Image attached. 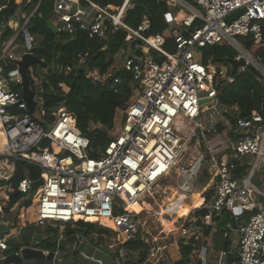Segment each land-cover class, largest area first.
Instances as JSON below:
<instances>
[{
	"label": "built area",
	"instance_id": "built-area-1",
	"mask_svg": "<svg viewBox=\"0 0 264 264\" xmlns=\"http://www.w3.org/2000/svg\"><path fill=\"white\" fill-rule=\"evenodd\" d=\"M192 1L195 6L184 0H170L181 10L183 7L190 11V16L181 23L188 35L172 27L175 16L170 19L177 45V53L170 54L164 50L162 37L146 35L151 27L147 18L138 30L126 24L131 0H124L119 9L103 7L91 0H56L50 22L57 30L71 34L82 31L91 38L101 39H106L108 33H127L129 48L115 54L114 63L134 76L137 97L121 109L118 121L115 117L113 127L108 130L111 141L97 157L89 154V139L78 128L76 116L64 105L50 113V120L43 107L38 108L41 120L37 121L29 112L22 91L13 89L4 78L1 62L14 64L25 54L14 49L19 34L25 35L27 53H32L33 38L28 36L27 26L36 10L29 15H17L9 22L10 26L17 21V28H12L15 35L5 43L0 54V124L6 137L0 156L25 161L42 170L43 184L35 192L37 227L47 226L48 222L69 224L78 220L97 223L117 233L121 245L144 242L151 257L161 262L164 249L158 245L159 238L139 221L140 214L130 210V205L172 175L183 194H193L205 164L214 161L215 190L208 215L227 212L239 222L238 264H264V191L254 183L257 171L264 169V119L257 112L249 119H236L233 127L238 138L231 153L227 158L216 159L224 150L214 146L206 134L216 131L212 125L216 105L226 112L232 109L220 107L218 86L225 80L233 82L229 73L233 67L231 64L224 65L227 68L207 67L196 53V49L227 44L237 52L234 61L246 63L238 72L252 66L264 78L261 59L238 41L242 37L256 45L264 43V0ZM240 10L243 12L229 22L228 18ZM196 21L201 25L193 28ZM132 42L137 43L132 47ZM154 51L165 57V61L159 62ZM86 56L78 55L79 67L84 66ZM14 65L16 70L11 75L20 86L22 80ZM72 69L68 67L67 71ZM87 77L105 84L112 74L88 70ZM44 81L45 76L39 77L41 85ZM115 82L119 83V79ZM38 99L43 105L42 99ZM204 99L213 101L201 105ZM204 106L206 110L202 109ZM206 114L207 117H202ZM44 124H51L50 129L46 130ZM189 126L191 131L185 138L182 132ZM199 131L208 145L210 158L198 152L184 164L181 159L184 148ZM45 141L48 145L42 146ZM179 159L181 162L177 163ZM245 164L250 166L249 171L237 177L239 167ZM0 172L7 173L1 169ZM32 182L22 180L19 191L28 196ZM181 230L187 235L186 228ZM17 236L0 234V254L15 244ZM43 252L46 256L51 254L49 250ZM202 264H206L205 258Z\"/></svg>",
	"mask_w": 264,
	"mask_h": 264
},
{
	"label": "trees",
	"instance_id": "trees-1",
	"mask_svg": "<svg viewBox=\"0 0 264 264\" xmlns=\"http://www.w3.org/2000/svg\"><path fill=\"white\" fill-rule=\"evenodd\" d=\"M91 1L103 7L112 6L116 9H119L124 3V0ZM184 1L195 6L192 0ZM55 2L56 0H21V2H18V0H0V54L5 43L15 35V31L9 26V22L14 20L19 14L25 13L29 15L36 10L28 23L27 30L34 39L31 52L48 64V69L45 72L46 81L41 85V89L37 91L38 97L42 99L43 109L48 113L47 119H51L50 113L53 110L60 105H64L76 116L78 128L89 139V154L91 157H97L99 155L98 152L105 150L111 141L108 130L113 127L117 111L127 107L133 98L136 88L134 76L123 71L122 66H117L114 63L115 54L122 49L129 48V44L126 41L127 33L125 31L113 34L108 33L106 39H101L97 36L91 38L82 31L71 34L64 30H57L50 22ZM180 10L179 7L173 6L170 0H131V7L126 12L125 22L132 29L138 30L142 21L147 18L151 27L146 35L162 37L164 39V50L170 54H176L177 45L169 22L174 16V22L179 25L183 22ZM199 25H201L200 21H196L193 28ZM183 33L188 35L186 30ZM17 41L25 44V35L23 33L19 34ZM238 41L254 57L260 58L264 66V43L256 45L251 39L242 37L238 38ZM200 50L202 63L207 67L214 65L229 66V61L234 60L237 55V52L227 44L208 46L200 48ZM79 54L87 55L85 64L81 67H79ZM153 54L159 62L165 61V57L158 56L155 51ZM1 66L5 73L16 70V66L11 62H1ZM68 67L73 69L68 72ZM88 70H98L103 75L110 73L112 77L105 84L98 83L87 77ZM229 73L233 82L230 83L227 80L220 82L218 86V103L220 107L237 109L236 113L228 114L230 121L232 116L235 119H249L252 117L253 112L259 113L264 119V78L261 74L252 66H247L244 71L235 74H232V70ZM115 79H119V83H116ZM32 83L34 88L33 80ZM12 88L21 91L19 85L15 84ZM223 131L224 128L221 125L216 128L218 133ZM229 134L232 138L235 136L233 131H230ZM46 145H48L47 141L42 144V146ZM12 161L14 176L8 182L12 191L9 193V202L4 209L6 212H9L11 208L27 197L19 191L21 181L24 179H29L33 182L39 181L41 180L42 172L40 168L25 161ZM249 169L250 166L248 164L240 166L236 176L243 177ZM208 197H210V193ZM31 205L30 199L24 201L25 207H30ZM180 208H194L193 200L191 206L177 201L175 206L167 211L175 214ZM164 212L167 214L165 210ZM197 213L205 215L207 211L203 209ZM220 216L223 219V224L232 221L230 215L226 212H223ZM60 227H63V230ZM108 232L109 230L99 226L97 223L78 220L65 226L50 227L48 229L49 237L42 240L34 248L50 250L51 253H55L58 248L57 239L63 233L68 237L77 234L88 236L94 234L102 237ZM24 246L22 244H11L10 249L6 253L19 252ZM122 248L128 254H136L138 257L136 262L127 261L124 264H144L147 261L148 246L144 242H127L122 245ZM192 251L193 246L184 245L182 242L181 254L184 259L176 264H187L185 258ZM232 262L228 263L233 264ZM0 264H3V262L0 261Z\"/></svg>",
	"mask_w": 264,
	"mask_h": 264
},
{
	"label": "rangeland",
	"instance_id": "rangeland-1",
	"mask_svg": "<svg viewBox=\"0 0 264 264\" xmlns=\"http://www.w3.org/2000/svg\"><path fill=\"white\" fill-rule=\"evenodd\" d=\"M173 6H176L173 4ZM181 7V6H180ZM175 8V7H174ZM182 10L181 12V17L182 18H187L190 16V11L181 7ZM178 14V13H177ZM20 15V14H19ZM17 22V21H16ZM16 22H11L10 26L11 28H17ZM171 25L173 28L178 29L180 32L183 31V27L181 24H177L176 22L171 21ZM32 43L34 42V39H32ZM37 42V41H36ZM14 49L19 53H27L28 49L25 46L24 43L17 41L15 44ZM197 53V58L202 59V53L200 49H196ZM115 65H118L116 63ZM223 67L227 68L226 66L223 65ZM48 69V68H47ZM46 68H42L39 66H34L31 67L29 70L30 78L33 80L34 79V88H33V83H32V88L37 92L38 90L41 89V84L39 83V77L45 76ZM12 72L8 73H3L4 78L8 79L11 87H13L16 84V78L12 77L11 75ZM67 90V89H65ZM22 91V89H21ZM38 93V92H37ZM137 92L133 95V97H137ZM36 100L39 102L38 108H42L41 101H39L38 97ZM236 113L235 109H231L228 112H225L223 108H219L216 105V117L212 123L215 127H218L219 125L223 126L224 131L222 133H215L214 131L206 134L207 139L211 141V143L215 146L216 144H229V133L233 128L232 123L230 122V119L228 118L227 114H234ZM208 114L203 115L202 117H207ZM117 121L121 118V111H117L116 113ZM119 118V119H118ZM52 122V120H51ZM46 130H49L51 127L50 125H46ZM191 127L189 126L188 128H184L182 135L183 137L187 138L191 131ZM181 133V132H180ZM198 152H202L204 154H207L208 158H210V152L208 149L207 143L202 140V135L201 132L191 138V141L185 146L183 155L181 157L182 163L186 164L189 160H192L194 157L197 156ZM6 165L12 166L13 161L11 159L1 157L0 158V169H5ZM1 176V174H0ZM212 180L210 178L209 174V165L207 164L203 168V174L201 179L198 182L197 185V190L196 192L198 193H205L208 194L212 189L211 186ZM254 183L256 186L264 191V174H262L260 171H257L255 178H254ZM35 192L32 191L27 197H25L21 202H19L12 210H13V217H14V224L10 227L11 229L7 232L10 235H14L15 231L14 229L19 226L21 223V216L25 217L30 223H33L34 215H35ZM182 194V196H181ZM188 197L190 194H186ZM186 195H184L177 187L176 183V177L171 176L170 178L163 180L160 182L155 188H153L151 191H149L143 201V198L138 201L135 204V212L139 213V221L145 225V227L153 233L154 236L157 237H163L165 240H167L168 244L167 245H176L179 243V240L181 239L182 231L180 229L182 220L177 219L176 222L173 224V228L171 231H165V228L163 227V218L172 221V217L169 215H161L162 210H169L171 207L175 206L177 201H181L183 203H186L188 206H191V199L187 198ZM200 195V194H199ZM181 196V197H179ZM187 198V199H186ZM31 200L32 205L30 207H23V202L27 200ZM178 199V200H177ZM147 204V205H145ZM20 222V223H19ZM160 222V223H159ZM67 224H62V223H56V222H48L47 226H34L32 225V235H36V239L34 240H23L22 242L18 240V236L16 238V245H25L24 247H36L37 244H39L42 240L46 239L49 237L48 229L50 227L56 228L58 226H65ZM175 226V227H174ZM61 230H63V227H60ZM54 234V233H53ZM52 234V235H53ZM17 235V234H16ZM76 236V237H75ZM74 237H68L66 236L65 233L61 234L59 238L57 239V247L58 249L56 252L61 251L63 248H65L63 251H67L70 249H76L73 246H76L80 244L81 242L84 244L85 242L88 245H85L84 247L79 245L80 247L78 248V253H74L73 255L67 256L65 259V262L63 264H97V260L103 258V255L106 253V250H112L111 247H114V250H122V256L124 259V262L128 260H137V255L136 254H128L125 252V250L122 248V245L120 244L121 239L119 238L118 234L115 233L114 231L109 230L108 233H105L102 237H99L98 235H85V234H77ZM77 236L81 237V240H76ZM56 239V238H55ZM18 240V241H17ZM73 240V241H72ZM76 240V241H75ZM23 247V248H24ZM22 248V249H23ZM51 252V251H50ZM63 252V253H64ZM61 253V255L63 254ZM8 255L7 253H2L0 256ZM122 259V257H120ZM36 260H39L38 262L42 261L44 263H47L45 258H35L31 259L28 261H25L23 264H36ZM34 262V263H33ZM52 262V259L50 260ZM170 262L167 261V264Z\"/></svg>",
	"mask_w": 264,
	"mask_h": 264
},
{
	"label": "crops",
	"instance_id": "crops-1",
	"mask_svg": "<svg viewBox=\"0 0 264 264\" xmlns=\"http://www.w3.org/2000/svg\"><path fill=\"white\" fill-rule=\"evenodd\" d=\"M232 109H235L237 112L236 108H232ZM119 111L121 110L119 109ZM233 118L234 117L232 116V120L230 121L232 122V125L234 124ZM0 128L3 130V127L1 126V124H0ZM231 131L234 132L235 139L234 137L232 138V136L229 134V141H230L229 144L220 143V144L215 145V146H220V149L224 150L223 152L219 153L215 157L218 160L222 157L227 158L229 156V154L231 153V149L234 146L235 141L237 140L238 135L236 134L234 128H232ZM214 132L217 133L216 131ZM0 154H1V151H0ZM207 164L209 165V174L212 180V183H211L212 192H210V197H208L209 193L205 194L203 192L202 193L200 192V193H197L196 196H194V198H192V195L197 190L196 188L195 192L191 194L189 197L186 194H184L186 195L187 198L191 199V202L193 200L194 208H191V209L180 208L178 212L175 214H172L170 211L165 210L168 215H174V216L181 215V217L178 218L182 220L180 229L186 228L188 231L187 235H184L182 233L179 243H177L176 245H170V246L167 245L168 242L167 240H165V238L158 237L159 238L158 245L162 246L164 249V251L162 252L164 259L161 262H158L156 261L157 259L152 258L150 253L148 252V258L144 264H167V261L170 262L169 264H176L180 262L181 260L184 259L181 254V243L182 242L184 243V245L193 246L192 253L188 257L185 258V260L187 261V264H202L203 258L206 259V264H229L228 262L230 261L232 262V259H233V262H232L233 264H238L239 237H240L239 222H235L232 218V215L227 212L226 213L229 214L232 219V221H230L227 224H223L222 222L223 219H221L220 215H215V216L208 215L207 209L213 198L214 190H215V170L216 168H215L214 161H208V163H206L205 166ZM8 167L9 168L6 167L5 169H1V170H5L7 173L0 172L1 174L0 179H5L6 177L10 178L8 181H0V234H8L7 232L11 229L10 227L14 224V217H13L12 209L17 205L16 204L13 208H11L9 212L4 211L5 207L7 206L9 202L7 197L9 196V193L12 191L11 188H9L8 182H10V180L14 176L13 167L12 166L11 167L8 166ZM258 171L264 174L263 168H260ZM202 174H201V177H202ZM6 187L8 188L7 191H5ZM23 207L26 208L24 204H23ZM203 209L207 211V214L201 215L197 213L198 211L203 210ZM20 219H21V223L19 222L20 223L19 226L14 229L15 235L16 234L18 235V240L21 242L23 240H34L35 241L37 237L35 234L32 235V230H33L32 225L36 226L35 225L36 216L34 215L35 220L33 221V223L27 222L28 220L23 216H21ZM76 240H81V237L79 239L76 238ZM192 240H194V242H192ZM81 243L76 246H73L74 248L76 247V249H73V250L70 249L64 252L63 250L65 248H63L61 251H58V252L55 251L54 257L52 258V262H50V260L48 259H45L47 263H44L42 261L38 262L39 260H36L35 263L36 264H63L67 256L73 255L74 253H78V248L80 247L79 245H81ZM85 245H88V244L86 242L84 244L82 243L83 247ZM111 249L112 250H106V253L103 255V258L97 260V264H124V259L123 258L120 259V257L122 256L121 255L122 250H114V247H111ZM61 253L63 254L61 255ZM137 260H134V261L132 260V261L136 262ZM128 261H131V260H128Z\"/></svg>",
	"mask_w": 264,
	"mask_h": 264
},
{
	"label": "water",
	"instance_id": "water-1",
	"mask_svg": "<svg viewBox=\"0 0 264 264\" xmlns=\"http://www.w3.org/2000/svg\"><path fill=\"white\" fill-rule=\"evenodd\" d=\"M75 8V6H74ZM243 11L235 12L231 17L228 18V21H232L236 19ZM28 33V31H27ZM30 37V34L28 33ZM137 42H132V47ZM229 63L232 65V74L238 72L239 67L245 66V61L236 62L234 60H230ZM14 64L17 65L18 74L21 77L20 87L22 89V94L24 101L27 103L28 110L33 118L37 121L41 120L40 111L38 110L39 102L36 100L38 97V93L32 88V80L30 78L29 70L31 67L39 66L42 68H48V64L44 61L39 59L33 53H25L22 55L21 61H15ZM213 99H204L200 102L201 105L205 103L212 102ZM233 123L236 124V119L233 118ZM43 184L42 180L32 182V191H37V189ZM54 257V253H51L49 256H46L43 250L32 248V247H24L18 253L8 254L5 256H0V261L3 264H23L25 261L35 259V258H45L51 260Z\"/></svg>",
	"mask_w": 264,
	"mask_h": 264
},
{
	"label": "bare ground",
	"instance_id": "bare-ground-1",
	"mask_svg": "<svg viewBox=\"0 0 264 264\" xmlns=\"http://www.w3.org/2000/svg\"><path fill=\"white\" fill-rule=\"evenodd\" d=\"M189 17V16H188ZM187 17V18H188ZM187 18H182L183 20H185V19H187ZM203 110H206V107L204 106L203 108H202ZM185 124H189V122H185ZM181 141H184V139H183V137L182 136H180V135H178L177 136ZM6 145V137H5V135H4V132H3V130L0 128V151H2L3 149H4V146ZM181 161H180V159L177 161V163H180ZM148 193V192H147ZM147 193H145L139 200H136L135 202H133L131 205H130V210H133L134 212H135V210H134V207H135V204L138 202V201H140L142 198H144V196H146V194ZM198 192H195L193 195H192V198H194V196H196V194H197ZM202 201H203V199H202ZM35 202H36V204H37V199L35 200ZM182 213V212H181ZM161 215H162V217H163V215H166V213L164 212V210H162V213H161ZM184 215V214H183ZM169 216H171L173 219H172V221H168V220H166V219H164L163 218V227L165 228V231L167 230V231H171V229L173 228V224L175 223V220H177L178 218H180L181 217V215H177V216H174V215H169ZM160 223V222H159ZM175 227V226H174ZM174 229V228H173Z\"/></svg>",
	"mask_w": 264,
	"mask_h": 264
}]
</instances>
